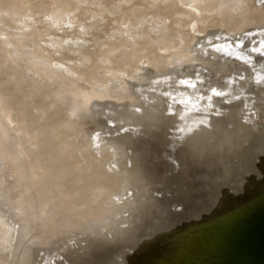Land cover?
I'll return each instance as SVG.
<instances>
[{"label": "water", "instance_id": "obj_1", "mask_svg": "<svg viewBox=\"0 0 264 264\" xmlns=\"http://www.w3.org/2000/svg\"><path fill=\"white\" fill-rule=\"evenodd\" d=\"M0 264H264V0H0Z\"/></svg>", "mask_w": 264, "mask_h": 264}]
</instances>
